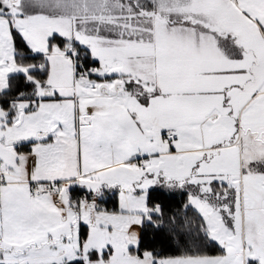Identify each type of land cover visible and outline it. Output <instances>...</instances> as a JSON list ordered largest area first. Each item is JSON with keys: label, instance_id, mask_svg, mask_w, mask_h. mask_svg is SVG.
Returning <instances> with one entry per match:
<instances>
[{"label": "snow or ice", "instance_id": "snow-or-ice-1", "mask_svg": "<svg viewBox=\"0 0 264 264\" xmlns=\"http://www.w3.org/2000/svg\"><path fill=\"white\" fill-rule=\"evenodd\" d=\"M0 264H264V0H0Z\"/></svg>", "mask_w": 264, "mask_h": 264}]
</instances>
